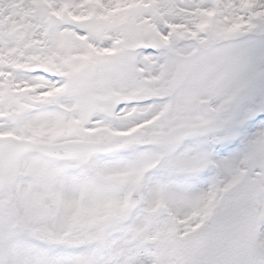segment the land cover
<instances>
[{
    "label": "snow or ice",
    "instance_id": "obj_1",
    "mask_svg": "<svg viewBox=\"0 0 264 264\" xmlns=\"http://www.w3.org/2000/svg\"><path fill=\"white\" fill-rule=\"evenodd\" d=\"M0 264H264V0H0Z\"/></svg>",
    "mask_w": 264,
    "mask_h": 264
}]
</instances>
